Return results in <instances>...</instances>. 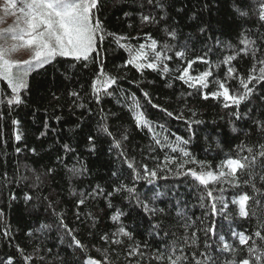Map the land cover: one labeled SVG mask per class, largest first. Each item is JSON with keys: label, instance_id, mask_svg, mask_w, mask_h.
<instances>
[{"label": "trees", "instance_id": "obj_1", "mask_svg": "<svg viewBox=\"0 0 264 264\" xmlns=\"http://www.w3.org/2000/svg\"><path fill=\"white\" fill-rule=\"evenodd\" d=\"M262 3L264 0H98L91 21L93 25L100 22L104 38L97 40V52L87 61L56 56L34 69L27 87L20 91V104L7 103L13 93L0 78V261L85 264L91 258L98 264H167L158 255L167 256L175 247L176 255L187 257L181 264H194V253L200 260L210 256L208 264H238L243 259L264 264V156L259 154L264 145V82L250 84L252 94L239 107L219 94L220 82L229 88V95H236L243 91L240 78H246L253 65L258 73L257 61L264 59ZM144 16L154 19L144 22ZM245 37L254 44L247 46V55H237L245 47L241 44ZM152 40L171 57L164 61L168 73L160 68L138 71L133 65L126 66L141 44L148 46L145 51L153 59ZM178 51L185 53L183 59L175 56ZM229 55L235 59L225 63ZM101 60L104 73L118 82L109 89L111 95L101 91L97 103L92 84ZM187 61H195L189 70L191 77L211 73L206 86L190 87L178 79L188 67ZM229 67L235 70L233 75L228 74ZM103 79L100 77V88ZM72 92L78 96L73 97ZM133 94L151 131L136 126ZM102 125L121 141L135 169L114 148L113 137L100 131ZM153 132L165 147L155 144ZM125 135L127 139H123ZM177 137L188 143L178 145ZM165 157L173 163L165 166ZM236 159L248 166L238 168L233 176L227 161ZM145 165L158 170L152 183L136 179L137 173L144 174ZM189 170L217 175L223 171L225 176L204 186L190 175H177ZM120 185H134L140 200L157 211L147 212L135 197L114 191ZM97 186L103 194H94ZM220 189L228 207L212 216L207 191L219 196ZM243 194L249 197L247 216H240L239 204L232 203ZM80 200L84 203L79 204ZM117 210L123 215L114 221ZM213 221L218 235L206 240L204 229ZM62 225L72 230L83 248L72 243ZM121 226L130 236L118 234ZM257 231L260 237L255 236ZM232 232L243 233L247 244L241 245ZM193 233L195 245L191 243ZM106 234L109 239H102ZM219 235L235 251H221ZM117 239L121 243L112 242ZM249 248L257 251L250 253ZM133 249L136 254L130 255ZM22 255L31 259L25 262Z\"/></svg>", "mask_w": 264, "mask_h": 264}, {"label": "snow or ice", "instance_id": "obj_2", "mask_svg": "<svg viewBox=\"0 0 264 264\" xmlns=\"http://www.w3.org/2000/svg\"><path fill=\"white\" fill-rule=\"evenodd\" d=\"M98 0H5L3 5L5 12H12L16 15V24L13 27H10L4 30L7 34H10L11 39H8L7 35L0 34V78L4 81H7L8 85L11 87V91L13 93V97L7 100L9 105L20 104L22 103L20 97V91L27 87L24 77L30 72L33 68H41L44 65L48 64L53 58L56 56L60 57H71L75 60H84L87 61L89 59L90 54L97 52V40H103V34L101 30L100 22L97 20L93 25L91 21V10L96 7ZM151 3V0H149ZM261 12L260 18L264 20V3L261 4ZM154 18L151 16H144V22H149ZM169 36L175 37L174 31H169ZM120 39H124L121 37ZM31 47L33 50V54L30 58L25 59L23 61H14L11 59V53L15 51V49L20 45ZM119 43V40L117 41ZM241 44L245 45L237 52L239 55L240 52H243L247 55L250 49L247 47L248 45L254 44L253 41L248 40L246 37L242 39ZM124 47L125 45H120ZM145 44H141L139 46V50L135 56L128 59L126 61L127 65H133L138 71H143L144 68H149L156 70L160 68L163 73H168L169 68L164 61L170 60L171 57L166 54L163 48L157 47V41H151V53L153 59L149 60V54L145 51ZM167 48V46H165ZM251 53L255 56V49H251ZM98 55V53H97ZM175 56L183 59L185 53L183 51L175 52ZM201 61H203V57H199ZM235 59V56L229 55L225 58V63H230ZM138 61H148L146 63H140ZM188 67L184 68L179 75L178 79L184 81L185 83H189L190 87L195 86L196 84H201L206 86V78L211 75L210 72H204L197 77H191L189 75V70L191 65L195 63V61H187ZM257 64L259 65L258 73L256 71V65H253L251 72L247 75V77L240 78V84L243 88L242 92H239L236 95H229V88L225 85L224 82H220L219 88L222 89V92L219 93L223 95L226 100L231 101L233 105L239 107L241 102L245 101L251 94L253 89L249 87L250 84L253 83H262L264 82V59L258 60ZM22 67L23 73L20 76L13 75V67ZM86 66V65H85ZM235 70L232 67L228 68V74L233 75ZM100 77H103V87H98V83L100 82ZM191 81V83H190ZM118 78L107 76L104 73L103 62H100V68L97 73V80L93 81L92 88L93 94L95 96L96 102L99 103L101 96L100 92L103 91L105 95H111L112 93L109 89L112 85L117 84ZM71 95L73 97H77V92H72ZM145 98H148V103L151 104V99L149 98V94L147 92L143 93ZM213 96L218 95V93H212ZM207 98V97H205ZM132 101L134 103V110L136 111V115L134 117L137 127H147L150 131L152 130V125L149 120L144 116L143 111H140L141 105L139 101L136 100L135 95L132 96ZM3 102V101H0ZM226 107L228 105H225ZM80 107H84V105H80ZM153 107H158V105H153ZM162 111L167 112L166 109H162ZM168 116H171V112H167ZM237 117L240 116L239 112L234 113ZM59 119V117H57ZM18 121H13V124H17ZM199 123V121H197ZM47 127V125H45ZM159 127L163 128V125ZM236 129L233 128V131ZM100 131L105 133L109 137H113V133L109 130L106 125H102ZM43 135V133H42ZM153 138L155 144L160 146L161 148L165 147V144L162 142L160 138H157V134L153 132ZM16 139L19 140L20 136L17 134ZM89 141H94V137L89 136ZM123 139H127V136H123ZM167 140V137L164 138ZM180 143L187 144L188 141L184 140L183 137H177V144ZM113 146L115 149L120 150L119 155L123 157L124 162L127 163L128 167L131 169H135L136 165L134 162L129 161L126 153L122 150V143L120 140H116L113 137ZM171 147L170 145H168ZM94 147V144H93ZM66 149H69L68 145H65ZM70 150V149H69ZM19 151V149H17ZM172 151H176V148H172ZM183 151V149H181ZM251 152L252 150L249 149ZM261 156H264V145H261V152L259 153ZM184 156H189V153L184 151ZM255 159V156L252 157ZM247 160V158H245ZM173 163V159L170 157H165V166L167 164ZM248 165L247 163H241V160H228L227 167L231 170V174L234 176L236 170L244 169ZM178 167L182 168L183 165H178ZM143 175L137 173L136 179H147L149 183H152L151 178L158 177L157 169H149L146 165L143 167ZM190 175L194 180L199 181L201 185L207 186L210 181H217L219 178L225 176V172L221 171L219 174H215L211 171L208 172H197L195 170H189L186 173L177 172V175ZM115 175V174H114ZM231 184L232 181H229ZM116 192H127L130 197H135L138 204H140L145 211L147 212H155L156 209H152L149 207L147 203H144L140 200L137 195V190L135 186L128 187L127 185H120L118 188L114 189ZM94 194H103V189L97 186V189L94 190ZM108 196H111L112 193H107ZM208 201L210 203V214L215 216L219 214V212L223 211L228 207V203L224 200L223 197V189H220V195L215 196L211 190L207 191ZM203 200L204 198L201 197ZM249 197L247 194L240 195L237 199L233 200V204H239V214L240 216H247L248 213L245 211V205L248 201ZM79 204H83L84 200L78 201ZM219 203L220 208H217V204ZM111 207V204H109ZM201 207H205V204L202 203ZM159 211H163L160 209ZM123 213L117 210L116 215L112 217L114 221H119L120 217ZM207 215V214H206ZM67 234L72 237V243L77 248H83L84 245L81 244V241L73 235L71 229H68L67 225H62ZM188 227V225H186ZM7 235V231L4 233ZM118 234L122 236H130V233L125 231V228L121 226L118 229ZM115 235V234H113ZM217 228L216 224L213 221L208 227L204 229L205 239H210L212 236H217ZM231 235L233 237L239 238V243L241 245L247 244L248 238L245 237L243 233L232 232ZM255 236L260 237L261 234L259 231L255 233ZM104 240H108L109 236L106 234L102 237ZM264 239V237H261ZM113 243L119 244L120 240H114ZM196 235L192 234L191 243L193 245L196 244ZM218 246L221 251H235L232 248V245L228 243L225 236L219 235L217 240ZM254 243V242H253ZM207 247V245H205ZM21 253L23 250H20ZM257 250L255 248H249L250 253H254ZM176 248L174 247L170 253L165 256L164 254L158 255V259L167 260V264H181L182 261L186 260L187 257L183 255H176ZM130 255L136 254V249H133L129 253ZM203 257L205 253H200ZM260 257L257 256V259ZM9 261H12V258H8ZM22 259L26 262L31 259L30 256L22 255ZM210 256L204 260L196 259V254H193L194 264H208L210 260ZM0 264H3V261H0ZM85 264H98V262L93 261L91 258L85 261ZM238 264H249L248 259H243L238 262Z\"/></svg>", "mask_w": 264, "mask_h": 264}, {"label": "rangeland", "instance_id": "obj_3", "mask_svg": "<svg viewBox=\"0 0 264 264\" xmlns=\"http://www.w3.org/2000/svg\"><path fill=\"white\" fill-rule=\"evenodd\" d=\"M26 2H27V0H26ZM4 3H5V0H0V34L7 35L8 36V39L10 40L11 39L10 34H7L4 30H6V29H8L10 27H13L16 24V15H14L12 12H5L4 11V8H3ZM32 54H33L32 48L31 47L24 46L21 43L15 49V51L11 53V59L14 60V61H23L25 59L30 58V56ZM34 69H36V68H33L24 77L26 84H27V81L29 79L30 73ZM12 72H13V75L14 76H20L23 73V68L22 67H16V66H14Z\"/></svg>", "mask_w": 264, "mask_h": 264}]
</instances>
